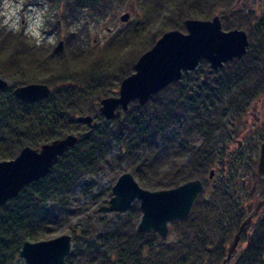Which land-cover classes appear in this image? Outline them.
Returning a JSON list of instances; mask_svg holds the SVG:
<instances>
[{
  "label": "trees",
  "instance_id": "16d2710c",
  "mask_svg": "<svg viewBox=\"0 0 264 264\" xmlns=\"http://www.w3.org/2000/svg\"><path fill=\"white\" fill-rule=\"evenodd\" d=\"M49 1L62 10L59 21L77 28L81 21L86 25L104 20L128 0ZM134 1L139 18L124 24L101 47L75 43L78 32L71 30L63 53L38 46L23 31L8 30L0 22V77L10 81L0 89V161L15 159L25 147L38 149L69 134L78 136L49 174L0 207V264H15L27 240L65 233L61 224L71 216L74 189L106 163L125 164L148 190L171 189L194 179L203 181L204 190L188 218L170 223L172 240L169 235L137 231L139 202L114 223L78 220L79 230L69 228L73 250L65 264H221L228 244L250 215L249 200L242 197L248 193L250 199L252 194L240 182L246 175L239 172L246 163L251 173L257 162L239 154L227 163L223 142L247 128L243 120L250 103L264 97V10L257 15L243 6V0ZM216 15L225 30L247 31L250 46L242 58L217 71L202 60L198 69L184 72L181 81L145 104L135 100L127 111L119 107L112 120L102 115L100 101L118 95L122 81L135 72L136 62L158 36L187 31L188 19ZM30 83L49 85L50 96L24 103L14 89ZM81 115L93 116L97 125L78 122ZM262 116L254 129H245L260 144L264 99ZM212 169L214 177L206 179ZM241 242L246 246L238 247L229 264H264V208Z\"/></svg>",
  "mask_w": 264,
  "mask_h": 264
},
{
  "label": "water",
  "instance_id": "95a60500",
  "mask_svg": "<svg viewBox=\"0 0 264 264\" xmlns=\"http://www.w3.org/2000/svg\"><path fill=\"white\" fill-rule=\"evenodd\" d=\"M130 9L134 11L133 5ZM129 18L130 12H126L120 20L125 23ZM185 27L186 33L181 30L164 33L150 50L140 56L135 64V72L122 81L119 94L100 101V112L106 119H115L119 107L127 111L132 101L145 104L154 94L173 82L181 81L184 72L198 69L202 60H207L211 68L217 71L225 63L242 58L248 52L250 39L247 31L238 28L225 30L219 15L207 20L188 19ZM57 50L64 52V41L59 42ZM9 86L10 81L0 77V89ZM51 91L47 84L30 83L15 87L14 94L24 103H34L48 98ZM77 121L92 127L97 125L91 115L78 116ZM77 142L78 136L69 134L38 149L25 147L15 159L0 161V207L15 198L26 185L49 174L59 158ZM214 175L215 170L212 169L209 177L213 178ZM263 176L264 143L260 146L257 165V177ZM203 190V181L194 179L171 189L152 191L143 188L131 172H125L114 185L109 203L101 206L100 210L128 211L138 201L142 215L137 231L167 236L170 223L188 218ZM255 212L257 210L241 223L221 264L230 263ZM72 250L73 237L64 233L52 239L25 241L19 258L26 264H65Z\"/></svg>",
  "mask_w": 264,
  "mask_h": 264
},
{
  "label": "rangeland",
  "instance_id": "374dc122",
  "mask_svg": "<svg viewBox=\"0 0 264 264\" xmlns=\"http://www.w3.org/2000/svg\"><path fill=\"white\" fill-rule=\"evenodd\" d=\"M132 4L135 5L134 11L129 8ZM56 6L57 4L55 5V3H51L49 0H1L0 22L8 30L23 31L29 36L33 43H36V45L51 47V51H55L57 50L60 41L65 42L66 36L71 30L78 32V37L75 43L81 44L84 42L89 47L94 45L101 47L115 31L119 30L129 21L138 19L140 14V10L138 9L136 2L134 0H128L123 7L120 9L118 8L114 14L108 16L104 20L87 22L86 25L81 21L79 27L72 28L64 25L62 20L59 21L63 12L62 10H57ZM243 6L254 10L257 15H260L264 10V0H243ZM126 12H130V18L127 22L123 23L121 22L120 17ZM58 21L61 23L58 24ZM61 24L64 27L61 26ZM86 32H88L87 37H85ZM183 32L186 33L187 31ZM161 36H158L156 40H158ZM263 99L264 97H261L257 99V101L250 103L243 120L244 123L246 122L245 125L247 128H239L234 139H228L223 142L225 155L224 159L227 163L230 162L235 155L243 154L250 159V162L255 161L258 164L261 144L259 142L257 143L256 140L253 141L251 139V133L246 132L245 129H254V127L261 121V118H263ZM234 126L237 127L238 124H235ZM198 142L197 146L201 145L200 142L202 141L198 140ZM117 150L118 147H116L115 151L112 153H115ZM257 164H254V168L250 170L251 173L249 174H247L249 171L246 168V163L242 165L239 174L246 175V177H244V179L240 178V182L250 181V179L254 180L256 178ZM226 165L228 166V164ZM215 167H220L219 171L222 170L221 166L215 165ZM125 172H131L127 169L125 164L116 167L115 165H109L106 163L99 173L88 176L79 182L70 198L71 216L64 219L61 224V229L66 231L65 233L72 235L69 228L79 230L77 224L78 220L89 218L97 223H114L120 219L126 211L109 212L101 211L100 208L101 206L109 203L110 198L113 196L112 189L114 185L120 175ZM252 172L255 173V175ZM209 174L210 173L206 175V179L209 177ZM259 182L256 196L252 195L251 198L248 199V193H244L242 197L251 201H249L250 212L253 210L257 201L264 198V178ZM252 186L253 183L247 186V191L250 193ZM261 192L262 195H260ZM247 200L245 201L247 202ZM249 202L247 205H249ZM168 235L170 236L169 239L172 240L173 235H171L170 232ZM245 246L246 242H241L239 249L244 248ZM15 264L26 263L23 259L18 257Z\"/></svg>",
  "mask_w": 264,
  "mask_h": 264
},
{
  "label": "flooded vegetation",
  "instance_id": "af4514ba",
  "mask_svg": "<svg viewBox=\"0 0 264 264\" xmlns=\"http://www.w3.org/2000/svg\"><path fill=\"white\" fill-rule=\"evenodd\" d=\"M201 145H198L197 147H200ZM229 148H231V147H229ZM190 155V153H188L187 154V157ZM256 177H257V172H256V175H255ZM257 178H264V177H257ZM257 178H255L254 180H251L250 179V181H243V187L245 188V189H247V186H249V185H251V183H253V186H252V188H251V194L252 195H254V196H256L257 195V187L259 186V184H258V180H257ZM261 185V184H260ZM260 195H262V192L260 193ZM250 201V200H249ZM248 201V202H249ZM251 202V201H250ZM250 202H249V206H250ZM264 208V198L263 199H259L258 201H257V203L254 205V207H253V210H251V212L249 213V214H252V213H254V211L255 210H257V213L255 212V215H257L262 209ZM254 215V216H255Z\"/></svg>",
  "mask_w": 264,
  "mask_h": 264
}]
</instances>
